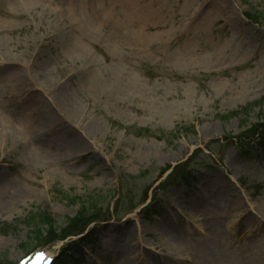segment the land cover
Segmentation results:
<instances>
[{
  "label": "rangeland",
  "instance_id": "1",
  "mask_svg": "<svg viewBox=\"0 0 264 264\" xmlns=\"http://www.w3.org/2000/svg\"><path fill=\"white\" fill-rule=\"evenodd\" d=\"M263 125L264 0H0V255L264 264ZM92 195L102 220L24 247Z\"/></svg>",
  "mask_w": 264,
  "mask_h": 264
},
{
  "label": "trees",
  "instance_id": "2",
  "mask_svg": "<svg viewBox=\"0 0 264 264\" xmlns=\"http://www.w3.org/2000/svg\"><path fill=\"white\" fill-rule=\"evenodd\" d=\"M252 17V15L250 16ZM254 19H258V16H253ZM260 105V104H255ZM244 111H247L249 113L250 108L244 109ZM238 113H232L228 115L225 119L229 120L231 118L238 117ZM140 134L143 136L144 132L148 135L156 137L154 134H151L150 130L148 129H140ZM253 133V136L259 137L262 135V139H264V125L263 126H256L255 129L251 132ZM252 136V137H253ZM251 137V138H252ZM257 141H259L257 139ZM264 145V144H262ZM264 147V146H263ZM263 149V148H262ZM183 166H180L176 169H174L172 176L169 178V180H173L174 182H188L190 183L192 179V175L190 173H187L185 170V173H183L182 168ZM176 177V180L174 179ZM100 196H90L89 199L86 201L85 205L80 209V211L77 213V216L74 219H69L66 229H62L60 231L52 228L50 226L46 229V231L42 230V226H46L49 223L45 224L47 220H50L51 215L43 213L39 215H33L29 219V227L31 230L28 232L27 240L24 244V247L28 246L30 243H35L38 247H44L47 244L53 243L57 240H64L67 237H70L71 235H81L84 233L85 229L93 222L102 220V217L106 215V210L103 208L100 204H102L101 200H98ZM100 199H103L102 197ZM99 203V204H98ZM93 218L88 219L89 217ZM33 223H38V226L33 227ZM41 223V224H40ZM45 224V225H44ZM51 225V224H50ZM73 229V230H72ZM18 231V227L16 225L8 224V223H0V233L2 235H10L13 233H16ZM75 243L70 242L66 245V248L63 251V254L61 258L55 263V264H68L69 262H73L75 264H78L77 261V255L78 251L75 248ZM23 246V245H22ZM69 250L73 251V255L71 257L67 256V252ZM7 257L2 254L0 255V264H6Z\"/></svg>",
  "mask_w": 264,
  "mask_h": 264
},
{
  "label": "bare ground",
  "instance_id": "3",
  "mask_svg": "<svg viewBox=\"0 0 264 264\" xmlns=\"http://www.w3.org/2000/svg\"><path fill=\"white\" fill-rule=\"evenodd\" d=\"M163 243H165L166 245H169L171 243L170 239L167 237L163 238Z\"/></svg>",
  "mask_w": 264,
  "mask_h": 264
}]
</instances>
